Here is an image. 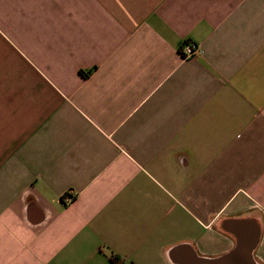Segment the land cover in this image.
Masks as SVG:
<instances>
[{"label": "crops", "instance_id": "1", "mask_svg": "<svg viewBox=\"0 0 264 264\" xmlns=\"http://www.w3.org/2000/svg\"><path fill=\"white\" fill-rule=\"evenodd\" d=\"M237 248L264 264V0H0V264Z\"/></svg>", "mask_w": 264, "mask_h": 264}, {"label": "built area", "instance_id": "2", "mask_svg": "<svg viewBox=\"0 0 264 264\" xmlns=\"http://www.w3.org/2000/svg\"><path fill=\"white\" fill-rule=\"evenodd\" d=\"M181 54L184 56V58L193 57L196 55H200L201 49L197 44L186 42L185 44L183 43V45L181 46ZM71 200V196L66 197L67 202H71Z\"/></svg>", "mask_w": 264, "mask_h": 264}, {"label": "water", "instance_id": "3", "mask_svg": "<svg viewBox=\"0 0 264 264\" xmlns=\"http://www.w3.org/2000/svg\"><path fill=\"white\" fill-rule=\"evenodd\" d=\"M238 251V248L231 254L228 256H223L221 258L218 259H209V258H197V257H192L190 259H188L189 264H224V261L226 258L233 256V254H235Z\"/></svg>", "mask_w": 264, "mask_h": 264}]
</instances>
